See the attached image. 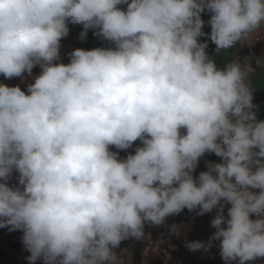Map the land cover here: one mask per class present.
I'll list each match as a JSON object with an SVG mask.
<instances>
[{"label":"clouds","instance_id":"clouds-1","mask_svg":"<svg viewBox=\"0 0 264 264\" xmlns=\"http://www.w3.org/2000/svg\"><path fill=\"white\" fill-rule=\"evenodd\" d=\"M69 23L110 46L76 48L64 63ZM262 24L264 0H0V73L41 69L26 91L0 83V228L23 232L29 264H121L123 240L184 209H216V231L189 250L218 240L226 264L264 257L254 69L239 59L218 67L198 39L219 53ZM137 140L124 158L110 148ZM206 152L221 162L194 177Z\"/></svg>","mask_w":264,"mask_h":264},{"label":"crops","instance_id":"crops-1","mask_svg":"<svg viewBox=\"0 0 264 264\" xmlns=\"http://www.w3.org/2000/svg\"><path fill=\"white\" fill-rule=\"evenodd\" d=\"M247 39L249 40L248 44L252 45L256 52L258 51V57L264 59V34L259 37L249 35ZM252 60L253 59H251V61ZM261 66L263 65L261 64ZM40 72V67L36 66L32 70V75L28 76L27 73H24L23 79L21 77L6 79L2 73H0V78L4 79L3 84L19 86L21 90L26 91L27 85L33 83L34 77ZM25 84L26 86L24 87ZM112 149L113 148H111V150ZM214 158L215 155L211 157L212 160ZM221 159V157H218L216 163L221 162ZM18 175L17 172H13L12 177L9 180L10 186L18 184ZM223 203L226 204L224 215L227 218V210L231 205L224 201ZM182 211H186L188 214L192 213V211H189L188 209ZM204 215L189 214L190 218H188L189 220L186 222V219L178 217V214H176L167 217L164 224L159 226L145 223V236L142 239L137 240L135 238H129L123 240L120 247L115 249L121 264H191L188 262L189 258L192 255L194 256L196 251H198L197 254L201 252L199 257L203 260V263L199 264H226L225 261L221 260L222 257L219 248L220 241L218 240H216L211 249H208L207 251H191L186 247V242L194 241L197 236L201 237L200 235H202V233L205 237L207 233L210 234L215 230L214 227L205 228L204 225L202 226L205 222ZM252 215L253 214L250 215V218L253 220L256 219V217L253 218ZM185 223L187 224L185 225ZM172 225L179 226L178 235L170 231ZM22 235L23 232L21 230L9 231V228L7 227L0 228V264H29L27 260L29 253L25 250L22 243ZM168 238L172 240L168 241ZM192 261L194 262V258H192ZM36 264H43V262L42 260H37Z\"/></svg>","mask_w":264,"mask_h":264},{"label":"rangeland","instance_id":"rangeland-1","mask_svg":"<svg viewBox=\"0 0 264 264\" xmlns=\"http://www.w3.org/2000/svg\"><path fill=\"white\" fill-rule=\"evenodd\" d=\"M69 27V26H68ZM80 33H81V30H78V29H73V28H70L69 27V34L67 35V37H64L61 39L60 41V57H61V60L66 63L67 59H69V53L76 49V48H79L81 47L83 44H84V40L85 38L82 40L80 38ZM262 34H264V24L261 25V27L254 33L250 34V35H253L254 37H259L260 35L262 36ZM249 40L248 39H245V40H242L239 42V47H238V51H237V56L241 57V60L243 61H249L252 63L251 59H254L256 56H259L254 48L252 47V45H249L248 44ZM104 46H110L108 41L105 40V45ZM252 47V48H251ZM246 52V53H245ZM246 54V55H245ZM259 58V57H258ZM262 65L264 66V63H262ZM1 76V75H0ZM3 78L1 79L0 78V83H4L3 82ZM10 86V85H8ZM26 86V84L24 85V87ZM183 131V130H182ZM137 146H141V142L139 140L135 141L133 143V146L132 148H129V149H126V150H117L115 149L114 147L110 146V148H113L112 151H118L119 152V155L121 158H124L125 156H127L128 153H133L134 154V150ZM123 153V154H122ZM215 154H212V153H208L206 152L199 160V163H198V166L197 168L195 169V171L193 172V176L194 177H197L199 175V173L201 171H207V168H206V162L207 161H211V162H214L216 163L217 159H218V156L215 155V158L212 160L211 157L214 156ZM258 192V190H255ZM221 203H223V201H221ZM225 207H226V204H225ZM224 207V208H225ZM231 207V206H229ZM228 207V208H229ZM187 210V209H186ZM193 215H195V211H192ZM192 213H189V214H192ZM189 214L186 212V211H181L179 214H178V217H183V219H186V222L189 220L188 218L189 217ZM216 215V209H213L212 212H209V213H205L204 215V219H205V222L202 224V226L204 225V227L206 228H213L211 226V220L212 218ZM253 218L256 217L255 214L252 215ZM192 218V217H191ZM257 218V217H256ZM191 220V219H190ZM185 221V220H184ZM182 221V222H184ZM180 222V221H179ZM187 223H185L186 225ZM216 231V229L214 231H212L210 234L207 233V235L204 237L203 236V233L202 235H200L201 237H198L194 239V241L196 240H199V241H202L204 242L205 244H207L209 238L212 236V234ZM169 240H172L170 238H168V241ZM215 241L212 242V245ZM212 247V246H211ZM211 247L209 249H211ZM188 248V247H187ZM200 250H204V249H200ZM205 251V250H204ZM198 251L195 252L194 256L192 255L190 258H189V261L191 264H199V263H203V260L200 259L199 257V254L201 252H199L197 254ZM197 254V256H196ZM192 258H194V262L192 261ZM198 259V260H197ZM222 261H224L222 258H221ZM231 264H237V261H232ZM246 264H264V259L262 257V259H255L254 261H249V262H246Z\"/></svg>","mask_w":264,"mask_h":264},{"label":"trees","instance_id":"trees-1","mask_svg":"<svg viewBox=\"0 0 264 264\" xmlns=\"http://www.w3.org/2000/svg\"><path fill=\"white\" fill-rule=\"evenodd\" d=\"M120 8H126V5H119ZM211 17L210 12H204L202 13V19L205 21L203 32L209 33L211 32V27L207 23L208 20ZM68 26L73 29L83 30L82 25H74L69 23ZM200 42H207L208 47L206 49V53L210 58H214L216 60V63L218 67H223L225 64L239 59L242 63H250L249 61H243L241 60V57L237 56V51L239 47V43H237L234 47L221 50L219 53L216 52V45L212 43L210 39H208L207 36H201L198 38ZM105 45V40L93 35V30H89L87 33V36L84 40V44L79 47L83 48L85 50H90L96 47H102ZM68 62V59L66 63ZM251 67L254 69L249 73V76L247 78V82L249 83L250 87L252 88L253 92V104L256 106V108L253 109V111L256 112L257 119L258 120H264V66L257 65V63L252 62L250 63Z\"/></svg>","mask_w":264,"mask_h":264},{"label":"built area","instance_id":"built-area-1","mask_svg":"<svg viewBox=\"0 0 264 264\" xmlns=\"http://www.w3.org/2000/svg\"><path fill=\"white\" fill-rule=\"evenodd\" d=\"M257 58H258V56H256V57L252 60V62L257 63Z\"/></svg>","mask_w":264,"mask_h":264}]
</instances>
